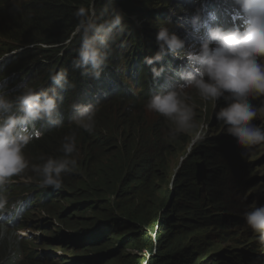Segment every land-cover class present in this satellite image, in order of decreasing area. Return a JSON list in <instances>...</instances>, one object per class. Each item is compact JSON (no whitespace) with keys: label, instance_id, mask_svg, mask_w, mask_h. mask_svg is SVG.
I'll use <instances>...</instances> for the list:
<instances>
[{"label":"clouds","instance_id":"clouds-1","mask_svg":"<svg viewBox=\"0 0 264 264\" xmlns=\"http://www.w3.org/2000/svg\"><path fill=\"white\" fill-rule=\"evenodd\" d=\"M180 1V10L174 8L168 17V10L179 0H146L139 6L141 15L120 7L116 11L114 0H108L98 14L92 0L88 6L76 9L74 31L60 45L28 38L18 42L0 29V188L12 187L10 195L0 193V215L5 216L0 226L11 222L44 240L42 233L50 231L44 248H34L37 244L24 248L28 256L37 249L35 255L49 264H90L101 259L109 264V256L121 254L128 260L134 258L133 264H154L161 245L158 237L164 234L158 231L161 213L185 192L179 187L167 191L169 179L157 185L161 188L156 193L146 197L143 192L157 187L149 188L148 184L160 180V172L167 173L170 154L182 151L171 178L175 181L184 165L191 168V191L202 201L203 214L209 218L201 225L172 222L170 234L160 240L170 241L169 248L177 253L199 256L204 264L205 253L199 249L193 252L186 242L189 234L197 235L208 228L233 243L228 264H264V176L254 173L262 157L253 154L264 146V0H218L217 11L216 0ZM31 2L0 0V20L8 17L9 11L23 13ZM153 32H157L155 40L150 38ZM76 38L79 49L72 62L74 74L60 69L54 59L38 61L31 57L38 49L69 48ZM122 43L130 47V54L121 50L114 58V46ZM194 45L197 50L185 53ZM41 64L51 67L42 81L38 78ZM176 80V87L161 91ZM190 88L198 92L185 103L184 93ZM201 98V104L196 105ZM105 106L115 110L112 117L105 113ZM75 127L117 139L135 134L134 150L125 158L120 152L121 161L115 158L118 152H107L110 147L103 151L83 134L78 137L64 132ZM48 141L52 150H61V156L41 160L39 157L45 153L40 147ZM190 144L191 151L187 152ZM210 144L219 153L208 164L202 150ZM77 148L82 153V170L66 186L65 178L77 165L73 158ZM85 148H89L86 155ZM111 160L117 161L115 173L123 183L114 196L100 188L104 200L94 204L86 188L79 187L83 180L79 178L91 176L87 166L99 163L106 168L113 164ZM127 167L140 168L142 174L128 182L123 173ZM133 182L141 183L138 198L129 202L123 189L133 188ZM71 192L73 197L88 199L71 201L77 212L66 218L68 206L62 203L70 199ZM165 193L166 197L158 202ZM210 194L217 206L209 200ZM111 199L117 201L116 208L108 205ZM156 204L161 207L151 211L152 216L140 215L147 205ZM102 205L105 209L100 211ZM88 208L96 215L92 224L82 219L80 225H73L71 220L78 217L75 214L89 212ZM109 209L117 210V217L122 219H129L138 209V219L145 218L149 224L134 221L139 235L124 233L111 223L114 215L103 213ZM127 209L130 213L121 216L120 211ZM177 216L181 217L179 213ZM102 218L105 224L100 225ZM124 236L128 244L117 242V249L108 251L113 240ZM12 237L20 240L5 244ZM0 238V258L5 262L9 257L4 249L11 252V244H16L17 253H21L24 240L13 229L5 228ZM136 247H140L137 250L141 256H127L126 249ZM83 248L89 250L84 252ZM30 262L28 257L17 264Z\"/></svg>","mask_w":264,"mask_h":264},{"label":"trees","instance_id":"trees-1","mask_svg":"<svg viewBox=\"0 0 264 264\" xmlns=\"http://www.w3.org/2000/svg\"><path fill=\"white\" fill-rule=\"evenodd\" d=\"M146 0H114L112 7L117 11V8L124 9L130 13H138L141 15L143 13L140 11L139 6L144 4ZM92 0H32L30 4L26 6L23 13L16 14L12 11H9L8 17H2L0 20V29L4 30L8 34H10L16 41L22 42L24 38L31 39L36 43H43L45 45H60L66 42L74 31L75 25L77 23V18L74 16V12L80 6H88ZM108 5V0H95V9L99 14L102 12L105 7ZM127 40V39H125ZM115 56L117 58L118 53L122 50L125 54H130V47H126L125 43L121 45H115ZM79 49L78 38L73 42V46L67 48L66 46L62 48H48V49H38L31 53V57L34 60L40 61L42 58L46 59H54L56 65H59L61 68H69L71 74L75 73L73 68V58L75 57V53L77 54ZM41 71H39L38 78L40 81L44 79L46 74L51 67H47L44 64L39 66ZM73 68V69H72ZM81 86L84 88L85 83L82 82ZM109 109V106H105L104 110L108 116L112 117L115 114L114 109ZM105 113L101 112L100 114ZM121 114V113H120ZM220 128L221 125H220ZM65 133L73 134L80 137L81 134L86 136V139L94 140L98 147L106 151L108 147L111 149L107 152L114 154L118 152L119 160L122 161L121 154L123 158H125L126 153L130 156V153L134 150V136L125 137L123 135L120 136V139L111 138L109 135L104 133H89L84 131L78 127L74 129H68L64 131ZM127 132V131H126ZM113 133V132H112ZM161 134L158 135V140H160ZM55 142H58L55 140ZM41 150L44 155L40 156L41 160H46L48 157L57 158L61 156V150L54 151L50 148L49 141L46 145L41 147ZM89 148H85L84 155L87 154ZM203 151L204 157L207 160V163H212L214 156L219 153V149H214L211 144L207 146ZM121 152V154H120ZM82 153L80 149L77 148V152L73 154V158L77 160V165L71 170L73 173L65 178V185L68 186L70 180H73L75 177L80 174L82 170L83 162L81 160ZM135 155V154H134ZM113 164L108 165L104 168V165L97 163L94 166H87V171H90L91 176L88 174L82 176L80 180H82L78 185L79 187L86 188V192H88L91 201L94 204H100L104 200V193L100 194V188H105L110 194L115 195L120 190V184L123 183V180L119 177V174L115 173L114 164L117 161H110ZM112 172H108V170ZM146 179V178H145ZM145 179L143 181H145ZM142 181V182H143ZM175 188L179 187L184 193V195L177 198L175 201L171 202L161 213L160 221L158 223V231H163L160 233L158 240L160 241L159 255L154 258V264H201L199 261V257L195 259L194 256H187L181 253H177L174 248H169L170 241H166L165 243L161 241V237H168L171 232V229L174 227L172 222L175 221H191L196 225H201L205 220L209 217L204 216L202 209V201L198 198L197 194L193 193L192 190V170L187 165H184L182 169H180L177 177L175 178ZM141 182H133L134 186L127 188L123 191L127 194V200L130 202L131 199H137L138 186ZM207 185V181L205 182ZM73 187V185H71ZM161 186H157L153 189L145 190L143 192V196H148L156 193ZM118 189V190H117ZM209 200L211 201L213 206H217L218 202L212 197V194L209 196ZM177 204L178 208H174V205ZM106 205V204H105ZM105 205L100 206V211L105 209ZM189 205V206H187ZM133 206H131L132 208ZM188 207V208H187ZM93 210H97V207H91ZM131 210H122L121 216L123 214H129ZM139 210H135L133 215H129V219L122 218H113L111 223H115L119 226V230L124 233H134L135 235H139L138 226L136 222L133 224L132 222L138 221V223L144 225L149 224V221L139 220V216L137 214ZM183 212V213H182ZM177 213L181 215V217L177 216ZM183 214H189V217L184 216ZM135 217V218H133ZM112 218V217H111ZM151 226V225H150ZM190 236V234H189ZM147 242V241H146ZM143 244V242H141ZM189 244H191V238H189ZM110 259L109 264H133L134 258L127 259L121 254L115 256H109ZM0 258V263H1ZM105 259H101L97 262H91L90 264H103Z\"/></svg>","mask_w":264,"mask_h":264},{"label":"rangeland","instance_id":"rangeland-1","mask_svg":"<svg viewBox=\"0 0 264 264\" xmlns=\"http://www.w3.org/2000/svg\"><path fill=\"white\" fill-rule=\"evenodd\" d=\"M191 143H193V140H192ZM191 148H192V144H190V146L188 147V149L186 151L190 152ZM183 154L184 153L182 151H180V152L175 151L174 153L170 154L168 156L167 173L160 172L158 177L160 178L161 181L160 180L151 181L148 184V187L149 188L155 187V186H157V185H159L161 183H164L165 180L170 179L172 174H173V171L175 170V168L179 164V161L182 158ZM253 154H254V156H256L258 158L262 157V158L259 159V162L257 163L258 168L254 171V173L256 175H259V176H264V146L260 147ZM100 159H102V157H100ZM201 166L202 165L199 163L198 167H201ZM122 167H125V165L123 164ZM123 173H124L125 177L128 179V182H131L132 180L135 179V177H139L142 174V170L140 168H137V167H133V168L132 167H127L125 170L123 169ZM201 173H198V176H200ZM200 186L203 188V186L201 184H200ZM104 191H106V190L104 189ZM166 194L167 193H165V195H161L159 197V201L158 202H160V200H162V198H165ZM68 195H69L70 199L66 200L64 203H62L64 207L68 206L69 212L65 215L66 218L69 215L71 217L72 214L77 212L76 209L73 207V204H71V201L75 202L76 199L78 201H82V200H87L88 199L86 197L83 198V197H79V196L73 197V193L72 192L68 193ZM106 196H108V194H106ZM148 199H150V198H148ZM111 200H113V199H111ZM115 201L116 200H114L113 202L115 203ZM82 202H85V201H82ZM132 202H134V200H132ZM137 205H139V204H136V206ZM160 207H161V205H157V204L155 206H152V207L147 205L140 215L142 217H150V216H152V212L151 211H153V212L156 211L157 212ZM113 212H117V210L109 209L106 212L103 211L105 216H108V215L113 216ZM75 215H77L78 217L75 218V219H72L71 223L73 225H77V226L80 225V223L82 222V219H88L87 223H91L92 224L91 220H93L94 216H96L93 211H89V212H86V213H77ZM118 215H119V212H118ZM99 224L100 225L105 224V218L100 219V223ZM145 229H146V227H145ZM202 232L206 233L205 235L202 236L203 243L201 244V247L205 248V249L202 250L205 253V255H206V258L204 260V262H205L204 264H228L227 260H228V256L232 252V248L234 246L233 243L230 242L228 240V238L223 237L222 234H219L218 231H214V230L210 231L208 228H206V229L202 230ZM173 237H174V235L171 236V238H173ZM126 239H127V236H124V237H122L120 239H117L116 241L113 240L112 241L113 245L107 247L108 251L110 250V248H112V250L113 249H117L116 248L117 242H121V243L125 242L126 244H128V241ZM186 243L188 244L189 241H187ZM137 248H140V247H136V249L135 248H127L125 253L129 257L137 258V257L141 256L140 252L137 250ZM121 250H122V248L120 249V251ZM197 250H198L197 248H192L193 252H195Z\"/></svg>","mask_w":264,"mask_h":264},{"label":"bare ground","instance_id":"bare-ground-1","mask_svg":"<svg viewBox=\"0 0 264 264\" xmlns=\"http://www.w3.org/2000/svg\"><path fill=\"white\" fill-rule=\"evenodd\" d=\"M217 2H216V8H215V11H217V9H218V6H219V1L218 0H216ZM181 4H183V3H181V1L179 0V2H178V4L177 5H172V7H170V9L168 10V12H167V16L169 17L170 15V13L173 11V9L174 8H177V10L179 11L180 10V5ZM188 4V3H187ZM186 4V5H187ZM192 5H194V3H192ZM182 6V5H181ZM167 9V7H165V9L164 10H166ZM123 16V15H122ZM177 17H178V15H177ZM125 20V18L122 20V21H124ZM156 36H157V32H153L152 34H151V36H150V38H151V40H155L156 39ZM156 43H157V40H156ZM123 44V43H122ZM189 43H188V41L186 42V44L185 45H188ZM189 47H191V46H189ZM151 49H153L152 47H151ZM192 49V48H191ZM198 49V46L196 47V45H194V49H192V50H185V53H189V52H194L195 50H197ZM68 70H69V68H67ZM73 69V68H72ZM143 70H146V69H143ZM130 72V71H129ZM138 72V71H137ZM136 72V73H137ZM124 74H127V73H124ZM180 79V78H179ZM110 81H112V80H109V83L108 84H110ZM177 84H178V82H177V80L176 81H173L171 84H169V85H166L161 91H164V92H167V91H169L171 88H173V87H176L177 86ZM164 86V85H163ZM162 86V87H163ZM162 87H159V89L160 88H162ZM198 91L196 90V89H194V88H190V89H187V90H185V93H184V100H185V103H187L188 102V99L190 98V97H192V96H194L196 93H197ZM140 95H143V92H140ZM202 98L201 99H198L196 102H195V104L196 105H200L201 104V102H202ZM200 129H202L201 127H200ZM42 136V135H41ZM189 139H187V141H188ZM150 143H151V141H149V146H150ZM43 146V145H42ZM41 146V147H42ZM158 146L160 147V144L158 143ZM41 147H40V149H41ZM29 151V145L24 149V153L25 154H27V152ZM167 152V151H166ZM152 156V158H153V154L151 155ZM40 159V158H39ZM247 161H251V160H247ZM245 162V161H244ZM175 182H174V179H172V178H170L169 179V181H168V185L166 184V186H167V191H169V190H173V188H175V184H174ZM3 192H7L9 195L11 194V192H12V187H9V186H3L2 188H0V193H3ZM117 201H115V203L113 202V200H110L109 201V203H108V205H110V206H113V208H116L117 207ZM47 207V206H46ZM87 211H89V208L88 209H86ZM113 215H114V217H117L118 216V212H113ZM108 216H110V215H108ZM5 221V216L4 215H0V223H2V222H4ZM5 228H11V229H13L15 232H16V234L18 235V236H20L24 241L23 242H21V253L20 254H18L17 253V248H18V246L16 245V244H11V252H7V249L5 248L4 249V253L9 257V259H8V261L7 262H5L4 261V259H2L1 260V264H7V263H9V264H17V262H18V260L20 259V261H24V260H26V258H30L31 259V262H30V264H49V263H47V262H43V261H40L39 260V258L35 255V252H36V250L31 254V255H29L28 256V254L26 253V251L24 250V248H31V246L33 245V244H37L38 246H36V247H34V248H44V246L49 242V238H48V236L50 235V231L48 230V229H45V231L42 233V235L44 236V237H46V240H44L42 237H39V236H37V235H35V234H33V233H29V232H25L22 228H20V227H14L13 225H12V223L11 222H8L6 225H4V226H0V234L2 233V232H4L5 231ZM31 232V231H30ZM103 233V232H102ZM200 235V236H199ZM203 235H205L203 232H200V233H197V235H193V234H190V238H191V244L192 245H190L189 243H188V246L190 247V248H197V249H199V250H203V249H205V248H202L201 247V244L203 243V238H202V236ZM84 238L85 239H87L88 238V234L87 233H85V235H84ZM1 239V238H0ZM18 240H20L19 238H16V237H12L10 240H8V241H6L5 242V244H7V245H9V243L10 242H16V241H18ZM89 250V248H83V251L84 252H87ZM10 255V256H9ZM47 257H50V255H46ZM195 257V259L196 258H198L199 256H194ZM25 263H26V261H25Z\"/></svg>","mask_w":264,"mask_h":264}]
</instances>
